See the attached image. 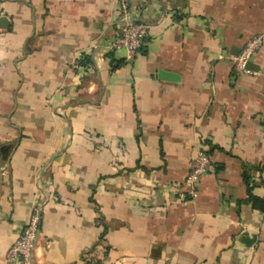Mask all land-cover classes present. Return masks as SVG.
<instances>
[{"label":"crops","instance_id":"crops-1","mask_svg":"<svg viewBox=\"0 0 264 264\" xmlns=\"http://www.w3.org/2000/svg\"><path fill=\"white\" fill-rule=\"evenodd\" d=\"M129 2L127 57L113 0H0V264L36 203L32 264H264V0Z\"/></svg>","mask_w":264,"mask_h":264},{"label":"built area","instance_id":"built-area-1","mask_svg":"<svg viewBox=\"0 0 264 264\" xmlns=\"http://www.w3.org/2000/svg\"><path fill=\"white\" fill-rule=\"evenodd\" d=\"M118 7L119 23L115 36L107 43L108 50L112 52L123 51L127 57L138 52L149 33V25L143 21L134 20L130 13L129 0H113ZM264 35H254L246 41L236 55L230 56L232 69L235 74L249 73L245 65L260 48ZM210 165L209 157L200 152L192 159L189 171L185 177V184L189 193L195 195L201 177ZM41 206L36 203L31 206L28 222L21 230L14 242L5 253V261L18 264H32L37 240L40 234Z\"/></svg>","mask_w":264,"mask_h":264},{"label":"water","instance_id":"water-1","mask_svg":"<svg viewBox=\"0 0 264 264\" xmlns=\"http://www.w3.org/2000/svg\"><path fill=\"white\" fill-rule=\"evenodd\" d=\"M253 63H252V58H250V60H248V62L246 63L245 67L246 69L248 70H252L254 67H253Z\"/></svg>","mask_w":264,"mask_h":264},{"label":"trees","instance_id":"trees-1","mask_svg":"<svg viewBox=\"0 0 264 264\" xmlns=\"http://www.w3.org/2000/svg\"><path fill=\"white\" fill-rule=\"evenodd\" d=\"M139 50H140V49H139ZM139 50H138V51H139ZM187 173H188V172H187ZM186 175H187V174H186ZM184 181H185V179H184ZM40 223H41V221H40Z\"/></svg>","mask_w":264,"mask_h":264}]
</instances>
